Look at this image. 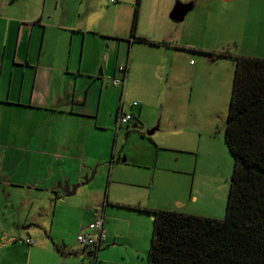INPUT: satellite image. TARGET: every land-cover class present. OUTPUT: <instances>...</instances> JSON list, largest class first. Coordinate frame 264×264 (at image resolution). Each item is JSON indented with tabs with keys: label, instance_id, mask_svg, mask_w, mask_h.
Instances as JSON below:
<instances>
[{
	"label": "crops",
	"instance_id": "1",
	"mask_svg": "<svg viewBox=\"0 0 264 264\" xmlns=\"http://www.w3.org/2000/svg\"><path fill=\"white\" fill-rule=\"evenodd\" d=\"M172 1L140 0L132 31L136 0L114 5L110 0H0V264L7 253L9 264H91V251L75 237L98 215L106 239L94 264L105 263L107 245L137 251L149 240L147 219H140L136 208H156L138 198L137 204L107 202L100 212L98 198L81 183L110 155L113 163L107 136L114 126L121 129L116 127L121 108L144 125L152 94L145 92L149 79L143 76L150 70L152 77L159 68V78H168L176 50L165 34L173 22L168 19ZM196 2L182 4H192L194 11ZM146 5L159 11H144ZM148 13L154 29L138 35ZM132 35L156 45L132 41ZM126 64L125 88L112 87L110 77L119 76L117 67ZM60 184L78 188L67 197ZM26 235L41 243L30 251L17 245V237Z\"/></svg>",
	"mask_w": 264,
	"mask_h": 264
},
{
	"label": "rangeland",
	"instance_id": "2",
	"mask_svg": "<svg viewBox=\"0 0 264 264\" xmlns=\"http://www.w3.org/2000/svg\"><path fill=\"white\" fill-rule=\"evenodd\" d=\"M185 1L173 0L171 10L177 2ZM196 3L183 22L165 27L166 36L175 45L172 48L176 49L168 78H159V68L154 69L152 77L150 70L143 76L149 79L145 92L152 94L151 105L142 117L144 125L137 118L138 123L133 121L117 132L113 127V133L107 136L113 163L110 164V155L107 164L100 166L91 182L84 186L89 187L91 197L98 198L100 212L108 207L107 202L137 204L141 198L144 205L156 210H179L218 221L226 218L234 161L225 144L224 132L233 80L239 58L264 59V0ZM145 10L159 11L149 5L144 6ZM147 16L144 22L141 18L138 35L154 29L147 23L150 13ZM129 95L133 96L131 92ZM124 102L127 105L125 99ZM151 131L154 132L149 135ZM140 213V219L150 223L146 220L149 240L137 251L107 245L102 264H147L152 217ZM75 214L72 213L69 226ZM28 238L33 245L41 243L37 237L26 235L18 236L16 244L30 251L33 245L24 243ZM11 261L10 253L3 255L4 264Z\"/></svg>",
	"mask_w": 264,
	"mask_h": 264
},
{
	"label": "trees",
	"instance_id": "3",
	"mask_svg": "<svg viewBox=\"0 0 264 264\" xmlns=\"http://www.w3.org/2000/svg\"><path fill=\"white\" fill-rule=\"evenodd\" d=\"M224 141L234 161L225 220L136 208L153 218L147 264H264V59L237 60Z\"/></svg>",
	"mask_w": 264,
	"mask_h": 264
},
{
	"label": "built area",
	"instance_id": "4",
	"mask_svg": "<svg viewBox=\"0 0 264 264\" xmlns=\"http://www.w3.org/2000/svg\"><path fill=\"white\" fill-rule=\"evenodd\" d=\"M111 4L119 3V0H110ZM133 41V39H132ZM117 73L119 76L110 78V85L112 87H119L122 90L127 84V75H128V64L121 65L117 67ZM131 107L137 106V103L134 102L130 105ZM134 116L131 112H124L123 109L118 112L116 119V127L119 129L122 126L129 125ZM106 234L104 231V218L100 215L96 216L92 222L87 226L85 230H81L76 236V243L80 247L89 249L90 251L98 250L105 242ZM23 242V241H22ZM28 246L33 245V240L28 238L24 241Z\"/></svg>",
	"mask_w": 264,
	"mask_h": 264
},
{
	"label": "water",
	"instance_id": "5",
	"mask_svg": "<svg viewBox=\"0 0 264 264\" xmlns=\"http://www.w3.org/2000/svg\"><path fill=\"white\" fill-rule=\"evenodd\" d=\"M192 8H193L192 4H182L180 2H177L169 14V19L173 22L181 23L184 21L186 15L192 10ZM153 132L154 131H151L148 134L151 135L153 134ZM92 178H93V175H91L90 178H88L87 176L84 177L81 185L87 184V182L91 180ZM58 188L64 189L65 190L64 195L68 197L74 194L75 190L78 188V185L73 186V187L71 186L62 187V185L60 184L58 185Z\"/></svg>",
	"mask_w": 264,
	"mask_h": 264
}]
</instances>
